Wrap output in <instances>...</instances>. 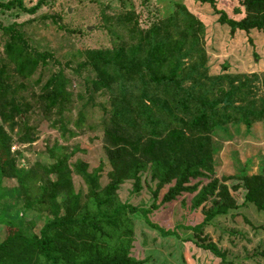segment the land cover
Here are the masks:
<instances>
[{"label": "trees", "instance_id": "trees-1", "mask_svg": "<svg viewBox=\"0 0 264 264\" xmlns=\"http://www.w3.org/2000/svg\"><path fill=\"white\" fill-rule=\"evenodd\" d=\"M46 1L39 0L37 5L27 9L23 0H12L0 3V9L10 12L17 8L34 16ZM199 1L214 10L221 24L229 26L234 33L264 32V0H231L234 13L242 15L240 20L230 16L228 9H219L220 0ZM183 13L186 16L181 19L182 28L187 38H193L198 44L203 34L201 23L187 7H183ZM171 26V21L155 26L148 34L149 39L159 38ZM2 40L0 177L16 180L24 196L30 192L25 183L32 180L38 200L34 204L27 198L25 206L42 207L50 214L51 221L38 234H27L21 226L5 239L0 238V264H143L131 255L133 230L129 227V215L136 213H141L146 223L164 237H179L178 229L191 232L190 238L197 246L211 252L221 264H231L218 245L210 240L204 242L205 229L215 219L239 209L232 188L227 185L229 181L238 182L234 189L239 186L245 189L246 204H253L264 213V174L217 177L211 137L218 123L214 113L216 102L211 103L196 86H185L183 41L171 46L165 39L155 40L150 43L142 62L136 50L129 54L125 50L114 51L113 56L106 51L90 53L74 71L77 77L82 70H91L95 77L90 83L91 89L109 100L108 111L100 108L105 112L102 143L111 168L107 173L108 182L103 185L105 163L100 160L92 165L78 159L77 154L85 152L81 146L68 149L56 145L47 149L48 158L53 162L38 168L41 174L38 180L34 170L17 168L11 148L15 138L21 144L33 142L35 130L30 128V114L35 109H39L51 121V127L69 143L77 137L76 131L82 132L89 119H93L87 112L97 105L90 98L73 119L71 107L85 97L79 94L73 101L70 91L73 79L54 60L53 54L33 48L16 25L4 28ZM116 53L118 56L114 57ZM49 62L56 68L41 93L36 95L28 81L41 65ZM201 64L208 71L203 60ZM143 71L147 72V78ZM194 71L190 82L196 85L195 74L200 71L199 67ZM137 76L142 79L136 80ZM144 136L147 138L142 142ZM147 168L152 171V180L159 182L155 196L169 186L163 203H171L189 193L196 194L195 207L212 201L213 209L204 211V219L199 224L166 230L149 220L150 209L119 203L118 191L123 182L133 181V190L140 192L142 172ZM75 177L83 181L87 192H76ZM201 178L208 179L209 183L199 189L200 183L193 185L192 181ZM200 240H203L201 245Z\"/></svg>", "mask_w": 264, "mask_h": 264}, {"label": "rangeland", "instance_id": "rangeland-1", "mask_svg": "<svg viewBox=\"0 0 264 264\" xmlns=\"http://www.w3.org/2000/svg\"><path fill=\"white\" fill-rule=\"evenodd\" d=\"M10 1L0 0V3ZM23 1L30 9L39 0ZM183 7H187L201 23L203 34L198 44L193 38H187L182 28L181 19L186 16ZM233 7L231 0H220L218 3L219 9L226 8L230 16L242 19V15L234 13ZM219 18L214 10L199 0H47L34 16L17 8L10 12L0 9V52L4 45V28L16 25L33 48L53 54L54 60L73 79L70 87L73 101L77 95H84V101L74 102L71 107L70 116L73 119L77 118L82 105L90 98L97 105L87 112L93 119H89L82 132L76 131L77 137L69 143L51 127V121L35 109L30 114V128L35 130L33 142L21 144L15 138L11 148L17 168L34 170L38 180L41 176L38 170L53 162L48 158L47 149L56 145L68 149L81 146L85 152L77 154L78 159L92 165L100 160L105 163L102 184H107V173L111 168L102 143L105 112L100 108L102 106L108 111L109 100L91 89L90 83L95 79L91 70L84 69L77 77L74 71L90 53L98 51L112 52L113 56L114 51L125 50L129 54L136 50L139 52L138 60L142 62L150 43L165 39L171 46L184 42L181 58L186 75L185 86H196L211 103L216 102L214 113L218 123L211 137L213 169L217 177L264 174V32L234 33L229 26L221 24ZM168 21L172 23L168 32H162L159 38L154 36L149 39L148 34L155 26L167 25ZM116 56L117 53L114 54ZM202 60L208 71L202 68ZM110 66L116 73L114 66ZM197 66L200 71L195 74V79L198 82L193 85L190 75ZM55 68L53 62L41 65L34 78L28 81L36 95L41 93ZM142 73L148 77L146 71ZM141 79L136 77V80ZM70 126L74 130L73 124ZM146 138L144 136L142 142ZM151 172L150 168L142 172L140 192L133 190V181L123 182L118 191V202L137 209H150L149 220L166 230L199 224L204 219V211L213 209L212 201L195 207L196 194L189 193L171 203H163L169 186L155 196L159 182L152 180ZM197 183H200V189L209 181L202 178L192 181L193 185ZM227 185L232 188L231 193L239 209L215 219L205 229L204 242L210 240L218 245L226 252L231 264H264V213L253 204H246L245 189L241 186L234 189L237 181H229ZM25 187L30 189L28 196H24L16 180L0 177L2 239L21 226L27 234H38L51 221L50 214L42 207L25 206L27 198L34 204L38 200L33 181L25 183ZM75 187L76 192H87L78 177H75ZM129 217V227L133 230L131 255L135 260L143 264H221L219 258L196 245L190 238L191 232L178 229L179 237H164L146 223L141 213ZM202 242L200 240L199 244Z\"/></svg>", "mask_w": 264, "mask_h": 264}]
</instances>
